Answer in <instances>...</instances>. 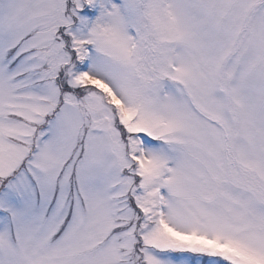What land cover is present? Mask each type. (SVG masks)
I'll return each mask as SVG.
<instances>
[{
	"label": "snow or ice",
	"instance_id": "6c2138e0",
	"mask_svg": "<svg viewBox=\"0 0 264 264\" xmlns=\"http://www.w3.org/2000/svg\"><path fill=\"white\" fill-rule=\"evenodd\" d=\"M0 264H264V0H0Z\"/></svg>",
	"mask_w": 264,
	"mask_h": 264
}]
</instances>
